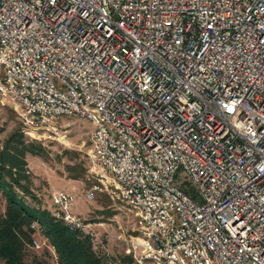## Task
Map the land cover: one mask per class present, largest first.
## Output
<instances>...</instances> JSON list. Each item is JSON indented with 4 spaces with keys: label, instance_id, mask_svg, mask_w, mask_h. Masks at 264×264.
<instances>
[{
    "label": "built area",
    "instance_id": "1",
    "mask_svg": "<svg viewBox=\"0 0 264 264\" xmlns=\"http://www.w3.org/2000/svg\"><path fill=\"white\" fill-rule=\"evenodd\" d=\"M0 99L33 139L92 124L85 199L134 213L135 264H264V0H0ZM50 202L109 259L72 192Z\"/></svg>",
    "mask_w": 264,
    "mask_h": 264
},
{
    "label": "rangeland",
    "instance_id": "2",
    "mask_svg": "<svg viewBox=\"0 0 264 264\" xmlns=\"http://www.w3.org/2000/svg\"><path fill=\"white\" fill-rule=\"evenodd\" d=\"M59 123L66 125L63 136L33 139L23 131L11 103L0 99V145L12 132L19 130L26 142L36 141L44 149L41 156L30 153L25 156L31 189L36 198L32 200L27 197V202L38 203L40 207L51 211L53 209L50 202L52 191L64 189L72 192L75 195L73 211L95 224L93 228L97 237L103 239L104 251L109 254L107 263L135 264L133 260L126 259L123 243L116 238L118 235L126 236L136 233L137 218L134 213L120 199L106 190L96 191L91 201L85 199L86 192L94 182V178L88 171L89 163L86 156L92 124L84 118L68 116L59 119ZM4 207L5 200L0 193V213H3ZM38 226L40 231L32 230V237L39 238L45 235L39 224ZM79 232L82 236H86L82 231ZM93 246L96 248V245L93 244ZM34 254L44 257L48 264H56L55 259L49 257L46 248L29 247L26 260L30 261Z\"/></svg>",
    "mask_w": 264,
    "mask_h": 264
},
{
    "label": "trees",
    "instance_id": "3",
    "mask_svg": "<svg viewBox=\"0 0 264 264\" xmlns=\"http://www.w3.org/2000/svg\"><path fill=\"white\" fill-rule=\"evenodd\" d=\"M43 150L36 141L26 142L19 130L0 145V193L5 200L4 211L0 213V264H48L44 257L35 254L30 261L26 260L32 247L30 225L35 221L55 246L56 264H100L105 258L87 235L67 230L50 210L27 202V197L36 198L25 156L27 153L41 156ZM48 255L52 257L49 252ZM126 259L132 261L128 256Z\"/></svg>",
    "mask_w": 264,
    "mask_h": 264
},
{
    "label": "snow or ice",
    "instance_id": "4",
    "mask_svg": "<svg viewBox=\"0 0 264 264\" xmlns=\"http://www.w3.org/2000/svg\"><path fill=\"white\" fill-rule=\"evenodd\" d=\"M227 107V106H226ZM229 111H232V109L231 108H229Z\"/></svg>",
    "mask_w": 264,
    "mask_h": 264
},
{
    "label": "crops",
    "instance_id": "5",
    "mask_svg": "<svg viewBox=\"0 0 264 264\" xmlns=\"http://www.w3.org/2000/svg\"><path fill=\"white\" fill-rule=\"evenodd\" d=\"M76 209V208H75Z\"/></svg>",
    "mask_w": 264,
    "mask_h": 264
}]
</instances>
